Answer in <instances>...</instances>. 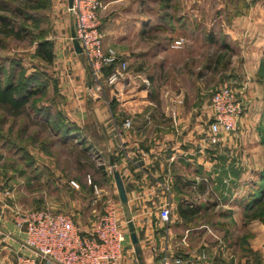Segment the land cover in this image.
Returning a JSON list of instances; mask_svg holds the SVG:
<instances>
[{"label":"crops","instance_id":"obj_1","mask_svg":"<svg viewBox=\"0 0 264 264\" xmlns=\"http://www.w3.org/2000/svg\"><path fill=\"white\" fill-rule=\"evenodd\" d=\"M101 1L104 45L129 64L126 79L101 96L95 93L84 56L59 27L53 63L71 71L67 76L61 71L60 93L51 95L56 110L77 127V140L95 150L94 159L105 166L102 175L117 197L127 237L115 264H165L166 259L170 264H264V221L254 215L258 205H250L264 176V0ZM53 3L67 13L69 0ZM152 5L162 14L154 16ZM171 36L186 40L177 49V62L164 57L161 45ZM217 45L219 56L208 65L206 52ZM195 51L205 56L197 63ZM176 66L177 89L165 86L161 94H152L151 68L169 78L168 69ZM223 84L237 92L245 108L236 129L214 143L211 102ZM126 120L130 128L124 127ZM31 145L43 150L40 142ZM29 151L37 173L38 157ZM111 157L127 204L121 202ZM16 175L14 180L26 171ZM20 186L14 185L10 196L0 187V264H14L24 238L17 226L18 212L27 209ZM169 198L165 222L160 211ZM128 220L134 222L142 260Z\"/></svg>","mask_w":264,"mask_h":264},{"label":"rangeland","instance_id":"obj_2","mask_svg":"<svg viewBox=\"0 0 264 264\" xmlns=\"http://www.w3.org/2000/svg\"><path fill=\"white\" fill-rule=\"evenodd\" d=\"M23 6L31 8L35 5L33 0H0V66L5 65L6 67L4 80L10 72L16 71L18 80L21 75L26 77L36 74L42 76L43 81L49 82L48 90L41 93L48 94V96H40L37 103V105H43L51 97L53 98L51 94L60 93V86H57L55 82L60 81L61 71L64 72V76H67L71 67L57 66L54 63L48 64L43 61L36 54L37 43L40 38L47 37L55 47L59 37V27H63L68 44L72 43L71 20L68 13L70 3L66 4L68 11L63 14V9H57V5L50 0L47 8L36 10V21L28 20L19 13V8ZM154 6L151 7V11L157 17L163 11L158 9V5ZM165 7L168 8V5ZM22 26L29 30L31 35L22 31L20 33L22 39H19L10 34L11 32L7 34L11 28L19 30ZM173 39V36L166 38L161 45L167 50L164 57L177 62V50L174 51L170 47ZM219 50V45H217L211 51L206 52L207 63L215 64ZM197 53L200 52H194L197 55L196 63L200 58L205 57ZM10 60L19 63V67L8 64L7 61ZM199 65L200 63L197 67ZM207 68L211 69L209 66ZM168 70H171V74L167 71L169 78L167 75L163 76L161 71L158 74L156 67L151 68L155 77L154 82H151L152 94H161L165 86L177 89V66ZM172 75L176 77L171 78ZM36 133L42 136L44 143L52 144L50 148L42 150L40 146L31 145V137L28 138V136ZM19 134H22L23 141H19ZM81 142L74 138L68 142H62L58 136L54 135V130L44 117L35 115L31 105L23 107L19 115H16L0 104V155H2L0 187L13 191L14 185L18 187L20 184L23 190L21 204L24 208H49L71 215L82 228L92 227L108 202L116 200L117 197L114 190L110 188L109 181L101 171L96 170L98 164L94 159L95 150L91 148L86 151L85 145ZM20 144L27 146L28 150L32 148L37 155L39 168L37 173L32 171L34 165L30 168L23 159L20 160V156L24 154L18 149ZM19 170H25L26 176L14 180L13 176H17ZM30 176L32 181L27 179ZM72 182H76L78 187H75Z\"/></svg>","mask_w":264,"mask_h":264},{"label":"built area","instance_id":"obj_3","mask_svg":"<svg viewBox=\"0 0 264 264\" xmlns=\"http://www.w3.org/2000/svg\"><path fill=\"white\" fill-rule=\"evenodd\" d=\"M102 9L101 0H73L69 7L76 38L91 76V88L99 96L106 87L125 80L129 67L126 61H119L114 48L104 45ZM185 43V38L179 37L172 40L170 47L181 49ZM112 64H116L115 68L106 75L105 67ZM211 105L210 140L217 143L224 132L236 129L245 106L229 84H223L213 93ZM124 127L130 128L131 121L126 120ZM72 184L78 187L76 182ZM12 192L8 189L5 194L10 196ZM170 211L169 198L160 211L163 221H169ZM18 217L17 226L24 238L15 251L14 264H115L123 255L127 233L116 200L108 202L88 231L71 215L49 208L21 210ZM165 264H170L168 259Z\"/></svg>","mask_w":264,"mask_h":264},{"label":"trees","instance_id":"obj_4","mask_svg":"<svg viewBox=\"0 0 264 264\" xmlns=\"http://www.w3.org/2000/svg\"><path fill=\"white\" fill-rule=\"evenodd\" d=\"M49 2L50 0H33L35 6H32L31 8L23 6L19 8V13L28 20L36 21V10L47 8ZM22 31H25L26 34L31 35V32L24 28V26H22L19 30L11 28V30H8L7 34L11 32L10 34H13V36H15L16 38L22 39V36L20 34ZM36 54L46 63L52 64L55 58L53 42L47 37L40 38L37 43ZM7 63H10L17 68L20 65L14 60L7 61ZM115 66L116 64H112L105 67V74H109L115 68ZM15 73L16 71L13 73L10 72L6 80H4L3 77L6 75V67L5 65L0 66L1 105H4L9 111L14 112L16 115H19L23 107L31 105L34 109L35 115L44 117L52 130H54V135L58 136L62 140V142H67L73 138H81L79 134L75 133V131L78 130L77 127L70 125L65 116H63L60 111L56 110L54 97H51L48 101L46 100V104L37 105L40 96H48V94L41 93L48 90L49 82L43 81V77L36 74L26 77L21 75L20 80H18V77ZM55 83L57 85V82ZM55 88L57 89V86ZM112 105H114V101L112 102ZM30 137L33 143L40 142L43 149H47L50 145L44 143L42 136H40L38 133L28 136V138ZM18 139L19 141H23L24 138L22 137V134H19ZM91 148V146H85L86 151L91 150ZM18 149L19 151L24 152V154L21 155L20 158L25 161L27 166L32 167L35 163V160L30 151L27 149V146L20 144L18 146ZM1 158L2 155H0V159ZM96 170H98V172L101 171L104 174L105 166H96ZM254 203L258 205V208L255 210L254 215L256 217H260L264 221V176L261 185L256 191L255 195L251 196L250 205H253Z\"/></svg>","mask_w":264,"mask_h":264},{"label":"water","instance_id":"obj_5","mask_svg":"<svg viewBox=\"0 0 264 264\" xmlns=\"http://www.w3.org/2000/svg\"><path fill=\"white\" fill-rule=\"evenodd\" d=\"M72 1L73 0H69L70 7L72 6ZM71 36H72V41H73V45H74V49H75L76 53L82 54V48L79 44V41L76 38V33H75L74 27H72ZM110 165L113 168V175H114L115 183H116V186L118 189V193H119L121 202L123 204H127L128 197H127L125 185H124V182H123V179H122V176H121L119 170L116 168V159H114L113 157L110 158ZM128 228H129V233H130V237L132 239V242L136 247V253L139 256V260H142L141 247L139 245V238H138V235H137V232L135 229L134 222L132 220H128Z\"/></svg>","mask_w":264,"mask_h":264}]
</instances>
